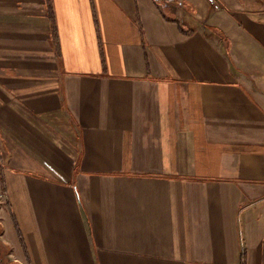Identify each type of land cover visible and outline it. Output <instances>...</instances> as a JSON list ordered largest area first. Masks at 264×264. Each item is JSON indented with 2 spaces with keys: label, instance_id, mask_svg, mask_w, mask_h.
<instances>
[{
  "label": "crops",
  "instance_id": "0c3cea01",
  "mask_svg": "<svg viewBox=\"0 0 264 264\" xmlns=\"http://www.w3.org/2000/svg\"><path fill=\"white\" fill-rule=\"evenodd\" d=\"M215 1L0 0V264H264V0Z\"/></svg>",
  "mask_w": 264,
  "mask_h": 264
},
{
  "label": "built area",
  "instance_id": "2783aa9c",
  "mask_svg": "<svg viewBox=\"0 0 264 264\" xmlns=\"http://www.w3.org/2000/svg\"><path fill=\"white\" fill-rule=\"evenodd\" d=\"M210 4H211V6H212V8L214 9V10H218V5H217V3H216V1L215 0H207Z\"/></svg>",
  "mask_w": 264,
  "mask_h": 264
},
{
  "label": "trees",
  "instance_id": "16d2710c",
  "mask_svg": "<svg viewBox=\"0 0 264 264\" xmlns=\"http://www.w3.org/2000/svg\"><path fill=\"white\" fill-rule=\"evenodd\" d=\"M48 6H49V5H48ZM48 8H50V6H49Z\"/></svg>",
  "mask_w": 264,
  "mask_h": 264
}]
</instances>
